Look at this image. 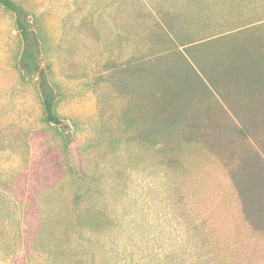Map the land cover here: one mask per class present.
I'll list each match as a JSON object with an SVG mask.
<instances>
[{
	"label": "rangeland",
	"instance_id": "1",
	"mask_svg": "<svg viewBox=\"0 0 264 264\" xmlns=\"http://www.w3.org/2000/svg\"><path fill=\"white\" fill-rule=\"evenodd\" d=\"M14 1L28 16L40 73L21 71L15 17L0 4V264H74L52 252L50 233L62 235L65 225L81 235L71 248L85 257L88 249L96 264H264V238L243 220L225 163L198 138L210 129L177 126L146 141L138 128L108 134L100 124L112 116L113 125L126 104L122 67L140 20L146 30L165 28L167 8L182 10L175 25H192L206 6L219 7L201 29L206 36L234 18L232 0ZM125 6L150 12L122 20L132 40L108 55L107 24ZM42 84L61 125L43 120ZM190 110L179 117H195ZM86 185L89 205L78 206L73 194Z\"/></svg>",
	"mask_w": 264,
	"mask_h": 264
},
{
	"label": "trees",
	"instance_id": "2",
	"mask_svg": "<svg viewBox=\"0 0 264 264\" xmlns=\"http://www.w3.org/2000/svg\"><path fill=\"white\" fill-rule=\"evenodd\" d=\"M244 1L247 0H232L228 16L234 18L223 28L221 22L215 23L217 26L206 36L201 29L207 17L215 20L214 16L221 15L219 7L206 6L205 16L199 12L192 25L177 26L174 17H163L165 28H151L150 33L136 39V53L122 67L126 104L113 125H108L112 116L100 124L108 134L113 128H138L136 137L146 141L163 137L177 126L185 125L190 134L199 127L210 129V133L198 138L209 142L225 163L243 220L264 238V6L254 0L256 3L249 10L239 13ZM0 4L15 17L21 71L39 74L37 50L25 9L14 0H0ZM41 87L43 120L61 125L47 86ZM185 109L196 111L197 115L179 117ZM147 116L152 119L140 128L139 121ZM86 180L88 184L89 178ZM87 188L86 185L73 194L74 204L88 207ZM50 234L52 246L56 247L52 252L59 260L96 264L95 255L88 249L85 257V250L71 248L77 236H81L77 228L70 234L65 225L62 235L54 231Z\"/></svg>",
	"mask_w": 264,
	"mask_h": 264
},
{
	"label": "crops",
	"instance_id": "3",
	"mask_svg": "<svg viewBox=\"0 0 264 264\" xmlns=\"http://www.w3.org/2000/svg\"><path fill=\"white\" fill-rule=\"evenodd\" d=\"M135 8V7H134ZM134 8H131L130 9V7H128V8H126V6L123 8V12H120V11H116L115 13H113L114 15L112 16V18L114 19V20H112V21H110L108 24H107V27H108V32H110L111 33V35H113L110 39H112V41H108V43H111L113 46H112V48H108L109 50H112V51H110V52H108V55H115V53H116V51H114V50H116V49H120V46L122 45V41H126L127 39L128 40H132V34H131V32H129L128 33V31H127V29H126V27H125V25H124V23L122 22V20L124 19V18H126V20H127V18H129L130 16H129V14L131 15V16H133V17H135L134 19H136V16L138 15H143V14H149V12H145V10L144 9H141V8H139L138 10H135ZM162 9V12H160L164 17H177V18H179V16L178 15H180V16H182V10H179V12L177 13V11L175 10V11H173V12H171V11H168V9L166 8V9H163V8H161ZM117 10V9H116ZM124 10H126V11H124ZM150 14H152L154 17H158V16H156V14L155 13H150ZM163 18V17H162ZM129 21H130V19H129ZM128 21V22H129ZM121 23V24H120ZM92 24V26H93V30H94V32H99V31H101L100 29H99V25H97L95 22L94 23H91ZM143 23H141V20H140V28L139 29H133L134 31H137L138 33H136L134 36H133V45H134V49H135V51H134V53L132 54V56H131V58L135 55V53H136V43H135V40L136 39H139V38H141V37H143V36H145L146 34H148V33H150V30H151V27L149 28V29H147L146 30V28L145 27H143V25H142ZM125 27V28H124ZM102 39L104 40L105 38L104 37H102ZM126 39V40H125ZM101 40V39H100ZM108 40V39H107ZM120 44V45H119ZM106 45V46H105ZM132 45V44H131ZM103 46L104 47H107L108 46V44H107V41H106V43H104L103 44ZM103 46H101V47H103ZM130 48V47H129ZM122 49H124V48H122ZM130 50V52L129 53H132V51H131V49H129ZM120 54V53H119ZM130 58V59H131Z\"/></svg>",
	"mask_w": 264,
	"mask_h": 264
}]
</instances>
